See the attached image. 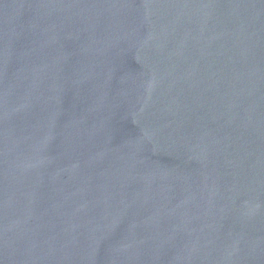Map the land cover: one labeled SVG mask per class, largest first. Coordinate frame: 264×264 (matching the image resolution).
Here are the masks:
<instances>
[{
  "label": "water",
  "instance_id": "water-1",
  "mask_svg": "<svg viewBox=\"0 0 264 264\" xmlns=\"http://www.w3.org/2000/svg\"><path fill=\"white\" fill-rule=\"evenodd\" d=\"M0 264H264V0H0Z\"/></svg>",
  "mask_w": 264,
  "mask_h": 264
}]
</instances>
